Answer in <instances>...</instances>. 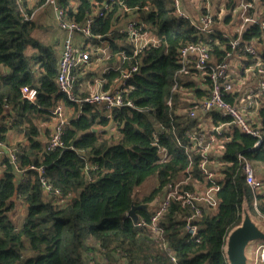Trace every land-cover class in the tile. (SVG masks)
Wrapping results in <instances>:
<instances>
[{
  "label": "trees",
  "instance_id": "1",
  "mask_svg": "<svg viewBox=\"0 0 264 264\" xmlns=\"http://www.w3.org/2000/svg\"><path fill=\"white\" fill-rule=\"evenodd\" d=\"M47 1L36 0L29 6L28 0H22L21 5L17 0H0V140L12 144L10 133L21 136L24 141L13 144L19 148V167L25 169L24 173L19 172L6 155L0 157V264H175L151 228L138 226L141 220L151 222L153 206L136 210L138 222L128 212L133 203L153 202L168 182L184 177L191 159L194 179L204 180L198 169L199 155L186 149V131L199 122L179 114L177 109L181 105L196 107L209 96L210 82L193 68L180 70L179 49L191 42L209 43L210 63L216 65L229 61L226 53L230 40L239 34L216 27L210 33L202 31L190 19L176 14L173 0H124L122 4L118 1L102 17L95 15V11L106 0H56L69 20L83 22L94 16L93 37L86 42L88 51L93 47L97 52L102 43L108 47L106 66L99 77L100 91L114 90L123 70L134 64L139 66L128 79L125 93L135 108L124 105L113 109V118L109 119L108 112L101 107L71 102L60 92V53L53 44L36 37L39 25L34 16L26 18L35 14L39 6L50 5ZM225 2L228 12L236 6L235 0ZM123 5L131 13H126ZM219 16L213 13L215 23ZM128 18L138 21L142 35L152 34L156 38L137 55L129 37L119 32ZM242 40L257 41L264 67L261 23L249 25ZM252 62L251 56L243 55L240 72ZM90 64L76 69L81 73L75 85L79 97L91 94L80 91L91 73L86 72ZM23 87L36 89L35 101L22 97ZM241 95L237 91L226 99L236 103ZM170 98L172 107L167 106ZM58 104L70 106L74 114L63 125V145L48 151L40 126L51 129V135L52 111ZM211 116L214 125L228 122V118L216 112ZM112 122L115 128L106 137V130L100 129ZM157 122L165 125L163 134L156 130ZM253 123L263 131L259 146L255 145V137L234 125L225 130L228 141L216 177L221 185L217 193L219 203L216 208H204L197 237L187 234L188 209L178 203L173 202L158 221L177 264H227L225 239L241 222L243 201L247 200L252 212L258 215L253 207V193L238 174V155L252 162L256 174L264 168V106L259 107ZM31 165L44 167L45 176L67 197L66 202L60 203L56 195L41 188L38 174L28 169ZM153 176L158 179L157 186L148 195L137 198L136 189ZM261 179L264 181V177ZM188 187L192 188V184ZM258 197L264 219V190ZM16 200H22L27 209L21 224H15L10 216Z\"/></svg>",
  "mask_w": 264,
  "mask_h": 264
},
{
  "label": "built area",
  "instance_id": "2",
  "mask_svg": "<svg viewBox=\"0 0 264 264\" xmlns=\"http://www.w3.org/2000/svg\"><path fill=\"white\" fill-rule=\"evenodd\" d=\"M118 1L122 4L124 0H106L103 7L95 11V15L102 17L112 11ZM259 1H262L264 4V0H238L236 6L233 8L232 12L235 11L236 13H234V17L240 20V25L237 31L239 36L230 40V49L226 53L230 58L229 61L216 65L211 64L212 56L210 46L206 42H191L179 49L180 70L188 71L189 68H193L210 82L209 96L202 99L196 107L190 108L181 105L177 109L179 114H185L187 117L199 122L197 127L186 131V137L189 142V147H186V149L190 150V153L193 152L199 155L198 169L199 173L204 176V180L194 179L190 169L192 166V156L190 155V166L185 176L178 180L168 182L155 198L157 202L154 205V214L151 222L147 223L144 220L138 222V226H148L156 238L162 240L163 247H166L169 251L170 259L175 264H177V258L174 252L168 248V243L165 242L163 236V229L158 225L160 218L173 202L178 203L182 208L188 209V215L185 217V230L187 234L190 238H196L199 231L198 223L204 208H216L219 203L217 193L221 185L216 180L218 173L211 170L210 167L214 163L217 166L221 164L220 157L223 156L225 143L228 141L224 136L225 130L232 125L240 128L244 133L257 139L256 146H259L263 140V131L254 125V120L252 121L249 117L247 107L251 106L253 102L258 109L260 106H264V101L259 99L260 97L264 98V67L261 64L262 58L256 46L257 41L249 42L242 40L244 30L249 25L258 22L261 23L264 36V11L257 12V4ZM17 2L21 5L22 0H17ZM47 3L52 6L58 26L65 33L58 64L57 84L60 92L71 102L79 104L87 103L92 106L101 107L108 112L107 116L109 119L113 118V109L124 105L135 108L134 102L126 99L125 93L128 91L126 87L127 81L138 71V64H134L130 68L123 70L122 79L114 90L98 91L85 97H79L76 94L75 85L81 74L76 69L82 65H88L91 62V55L86 42L89 38L93 37L92 28L95 19L94 16H91L83 22L69 20L66 11L57 4L56 0H48ZM195 3L196 18L184 9L182 0H173L175 12L179 17L190 19L194 26L204 32H213L215 21L213 11L211 10L212 0H197ZM123 6L126 13H131L130 8L125 5ZM145 9L148 10V7ZM33 16L34 14L26 18L32 19ZM119 32L129 37L135 47L136 55L150 41L144 39V35L138 30V21L133 18H128L123 22L119 28ZM236 55L241 56V58L243 55H249L253 60L249 66L245 67L244 72L246 71L248 76L251 75L257 79L258 89L254 97L247 96V88L243 90L247 82L240 83L237 86L232 80L230 60ZM174 89L176 90V88ZM237 91L242 94L238 98V102H229L226 96L234 94ZM36 96V89L30 87L22 88V97L24 99L33 102ZM255 105L254 109H256ZM167 106H173L172 98L167 101ZM212 112L228 118V122L219 125L212 124ZM52 115L54 116V124L51 127L52 132L50 138L46 143V149L48 151L63 145V125L67 122L65 107L62 104H58L53 109ZM155 127L159 133L163 134L165 132V125L162 122H157ZM156 142L155 144H157ZM160 153L162 156L166 154L162 149ZM5 155L17 171L25 172V169H20L19 167V148L14 144L0 140V157ZM238 162V174L244 178L253 193V207L260 218V200L258 196L264 189V181L256 175L252 162L248 158L239 154ZM28 169L34 170L38 174V182L46 193L56 195L60 203L66 202L67 197H63L61 191L45 176L43 166L31 165ZM190 184H192V188L188 187ZM256 264H264V242L257 245Z\"/></svg>",
  "mask_w": 264,
  "mask_h": 264
},
{
  "label": "rangeland",
  "instance_id": "3",
  "mask_svg": "<svg viewBox=\"0 0 264 264\" xmlns=\"http://www.w3.org/2000/svg\"><path fill=\"white\" fill-rule=\"evenodd\" d=\"M28 1H32V0H28ZM195 4L196 3L192 4V2H190L191 6L188 4H184L186 11L190 15H192L194 18H196V16H197ZM39 7H41V8H39ZM39 7L36 8V10L34 11V13H35L34 19L37 22V24H41L43 26V30L41 31V33H39V31H36V33H35L36 37L42 39L45 42L53 44L54 47L57 49V51L60 52L61 46H62L60 34L62 33V31H61L60 27L58 26V22L54 18L53 9L50 5H48V6L47 5H44V6L41 5ZM222 9H225V6L218 4V6L213 10V13L221 14ZM213 27H216L217 29H220V30H226L227 32L234 31V29L232 30L230 28H227L228 26H226L223 23V21H219L217 24H214ZM40 29H41V26H39L37 30H40ZM151 35L150 34L144 35V39L145 40H152V39L156 40V38H154ZM97 48H98L97 52L94 50L93 47L89 49L92 61H91V64L87 67L86 72H91V73L84 80V82L82 83V86L80 88V91H81V89L86 90L89 92V94L90 93L93 94L95 92L100 91L99 90V86H100L99 84H101V83L99 82V77L101 76V73L103 72V69L106 66V61L108 59V47H107V45L102 43V44L98 45ZM2 70H5V69L3 68ZM230 71L233 73L237 72L235 67H231ZM90 76H91V78H89ZM72 114H74V111L71 109V107L65 105V115L67 116V119H69V116H71ZM40 128L44 131L43 139L47 142L50 138V136L48 135V132H50L51 129H47L46 125H44V124H43V126H40ZM98 128H100V127H98ZM114 128H115V126L113 125V122H112V123H109L108 126L101 128L100 130H106L107 133H105L104 136L110 137L111 136L110 133L113 132ZM95 130H98V129H95ZM20 140L23 141L21 136H19L16 133L15 134L10 133V140H9L10 142L14 141L13 143L16 144L15 142H18ZM211 168L216 173L218 172L217 171L218 166L215 163L211 165ZM257 176L259 178L264 177V175L261 172L257 173ZM157 181H158V179L156 176H153V177H150L149 179H147L143 184H141L136 189L135 196L137 198H143L144 196L148 195L152 191V189H154L157 186V183H158ZM26 212H27V209H26L25 203L22 200H16V208L10 213L12 221L15 224H21L22 219L25 216ZM256 216L259 218L258 215H256Z\"/></svg>",
  "mask_w": 264,
  "mask_h": 264
},
{
  "label": "water",
  "instance_id": "4",
  "mask_svg": "<svg viewBox=\"0 0 264 264\" xmlns=\"http://www.w3.org/2000/svg\"><path fill=\"white\" fill-rule=\"evenodd\" d=\"M154 199L151 203L140 205L132 204L128 216L134 222H138L139 216L136 210L140 207L150 208L156 204ZM264 242V220L258 218L251 210L247 200L241 207V222L233 227L227 234L223 247L227 264H256V248Z\"/></svg>",
  "mask_w": 264,
  "mask_h": 264
},
{
  "label": "crops",
  "instance_id": "5",
  "mask_svg": "<svg viewBox=\"0 0 264 264\" xmlns=\"http://www.w3.org/2000/svg\"><path fill=\"white\" fill-rule=\"evenodd\" d=\"M182 1H183V7H184V4L190 5V2H192V4H194L195 2H197V0H182ZM35 2H36V0L29 1V6H32L33 4H35ZM235 2L237 4L238 0H235ZM218 4L225 6L226 5V2H225V0H212L211 10L213 11L218 6ZM44 5L45 4H43V6ZM39 8H41V7H39ZM184 9H185V7H184ZM231 10H233V9H231ZM228 11L229 10L227 8H226V10L225 9H222L221 14H219L220 15L219 16V21H223V23L226 26H228L227 28H230L232 30L234 29V31H238L239 25H240V20L239 19L237 20V18L234 17L235 11H233V12L232 11L231 12H228ZM262 11H264V4L262 3V1H259L258 4H257V12H262ZM229 13H231V18L227 19V16L229 15ZM215 24H217V23H215ZM38 25L41 26V29L40 30H36V31H39V33H41V31L43 30V26L41 24H38ZM36 31H35V33H36ZM64 37H65V33H64V31H62V33L60 34V39H61L62 43H63ZM61 49H62V46H61ZM59 53H61V50H60ZM230 63H231V67H235L236 70H237L236 73H233V72L231 73L232 74V80L235 81V83L237 84V86H239L240 83L247 82V84L244 86L243 90L247 88V90H248V91H246L247 94H248L247 96L254 97V95H255V93H256V91L258 89V82H257V79L254 76H251V75L248 76L246 74V71L243 72V73L240 72V69L242 67V58H241V56H237L236 55L235 57H232L231 60H230ZM4 71H6V70H4ZM251 104H252L251 106L247 107V111L249 113V117L251 118V120L252 121L253 120L255 121L257 119V117H258V108H256V105L254 104V102L251 103ZM254 105H255V108H256L255 110H254ZM42 125L43 124H41V126ZM13 142H10V143L13 144ZM260 172L264 175V168H262L260 170ZM153 208H154V206H153Z\"/></svg>",
  "mask_w": 264,
  "mask_h": 264
}]
</instances>
